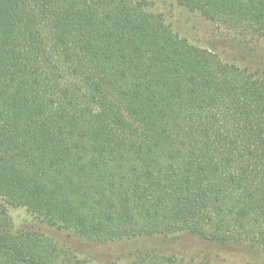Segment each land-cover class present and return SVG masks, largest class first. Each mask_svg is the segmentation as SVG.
Segmentation results:
<instances>
[{
	"label": "trees",
	"instance_id": "trees-1",
	"mask_svg": "<svg viewBox=\"0 0 264 264\" xmlns=\"http://www.w3.org/2000/svg\"><path fill=\"white\" fill-rule=\"evenodd\" d=\"M166 1L204 44L152 0H0V264H224L156 247L181 235L264 254V0Z\"/></svg>",
	"mask_w": 264,
	"mask_h": 264
},
{
	"label": "rangeland",
	"instance_id": "rangeland-1",
	"mask_svg": "<svg viewBox=\"0 0 264 264\" xmlns=\"http://www.w3.org/2000/svg\"><path fill=\"white\" fill-rule=\"evenodd\" d=\"M154 3V10L163 12L167 17L175 24L177 30H179L183 36L194 44L200 45L206 42L207 37L212 33L214 27L207 21L203 20L198 14L191 13L188 10L180 7L169 8L168 1L166 0H152ZM258 47L264 51V39L258 42ZM3 204V200L0 197V205ZM12 217L17 225L31 224L33 217L24 208L11 209ZM53 234V231H51ZM64 243L71 245L75 248H81L86 252H93L98 258L108 257L110 255H116L117 252H122L128 248L144 249L150 247L153 243L152 239H141L134 241H121L116 243L107 244H91L84 241H79L74 237H71L68 233H62L55 231ZM158 249H168L169 253H175L179 257H198V256H214L217 253L224 258V264H264V254L254 252L251 249H245L235 252L228 250H222L216 246L207 244L198 238L181 235L180 237L164 243L162 246H156ZM224 255V256H223Z\"/></svg>",
	"mask_w": 264,
	"mask_h": 264
}]
</instances>
